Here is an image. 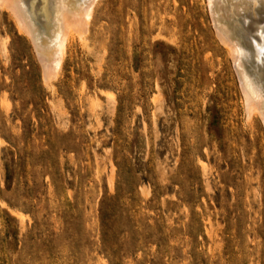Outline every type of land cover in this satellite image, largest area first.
<instances>
[{
	"label": "rangeland",
	"instance_id": "rangeland-1",
	"mask_svg": "<svg viewBox=\"0 0 264 264\" xmlns=\"http://www.w3.org/2000/svg\"><path fill=\"white\" fill-rule=\"evenodd\" d=\"M96 5L50 81L0 8V264H264V126L204 0Z\"/></svg>",
	"mask_w": 264,
	"mask_h": 264
},
{
	"label": "bare ground",
	"instance_id": "bare-ground-1",
	"mask_svg": "<svg viewBox=\"0 0 264 264\" xmlns=\"http://www.w3.org/2000/svg\"><path fill=\"white\" fill-rule=\"evenodd\" d=\"M41 1L43 3L44 10H47V12L45 10L47 18L45 17L46 15H42V17L40 15L39 16L41 18L44 17L50 25H48L49 29L47 33L43 32V29L41 30V28H43V26L39 25L41 22H38V18L35 19L32 16V11H30L27 6L29 3L26 5L25 0H0V8H4L11 13L18 31L25 34L32 41L36 49V54L41 65L44 78L50 81L53 80L52 78L55 79L61 70L62 62L70 40L76 37L78 39H84L83 37H85L89 31V24L92 22L91 19L95 11V6L97 7L96 3H98V0ZM204 2L214 28V36H216L217 40L223 44V47L228 54V57L231 58L230 60L233 62L237 73L242 93V101L246 110V119L249 120L254 115L258 116L264 126V75L262 76L263 72L261 74L259 70V66L262 64V61L264 62V58H261L262 53L260 51L259 44H261V41L264 39L256 36L255 34V29L264 27V23H262L264 20H261L264 17V0H204ZM148 3H150V1ZM158 3L157 5H159ZM34 4L36 5V3ZM164 5L165 4H163V7ZM163 15H165V11ZM244 16H247V18L249 17L247 26L243 24ZM134 17H136V15ZM254 18L259 19L254 20ZM148 19L150 20V18ZM151 20L153 19L151 18ZM151 20L149 22H151ZM161 22L163 23L164 21ZM240 26L245 28L242 32H239L238 30V27ZM177 28L180 27L178 26ZM233 29L236 31L235 33L232 32ZM184 30L183 33H185ZM44 31H46V29ZM43 34L47 35V39L43 40L41 38V35ZM247 54H249L250 57L252 56V63L248 61Z\"/></svg>",
	"mask_w": 264,
	"mask_h": 264
}]
</instances>
